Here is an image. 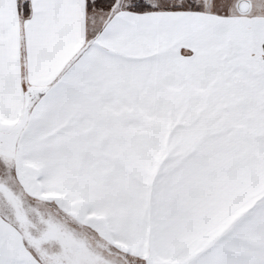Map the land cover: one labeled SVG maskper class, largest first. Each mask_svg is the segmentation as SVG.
Here are the masks:
<instances>
[{
  "label": "snow or ice",
  "instance_id": "1",
  "mask_svg": "<svg viewBox=\"0 0 264 264\" xmlns=\"http://www.w3.org/2000/svg\"><path fill=\"white\" fill-rule=\"evenodd\" d=\"M0 264H264V0H0Z\"/></svg>",
  "mask_w": 264,
  "mask_h": 264
}]
</instances>
